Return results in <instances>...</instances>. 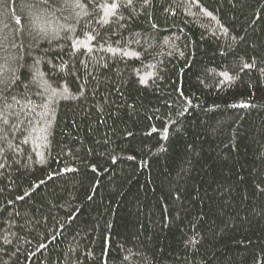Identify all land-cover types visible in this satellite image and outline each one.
<instances>
[{"label": "trees", "instance_id": "1", "mask_svg": "<svg viewBox=\"0 0 264 264\" xmlns=\"http://www.w3.org/2000/svg\"><path fill=\"white\" fill-rule=\"evenodd\" d=\"M0 264H264V0H0Z\"/></svg>", "mask_w": 264, "mask_h": 264}]
</instances>
